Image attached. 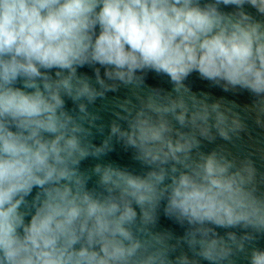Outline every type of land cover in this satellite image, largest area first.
Wrapping results in <instances>:
<instances>
[{
    "label": "clouds",
    "instance_id": "clouds-1",
    "mask_svg": "<svg viewBox=\"0 0 264 264\" xmlns=\"http://www.w3.org/2000/svg\"><path fill=\"white\" fill-rule=\"evenodd\" d=\"M246 6L264 17V0H0V264H232L264 233L253 163L190 156L197 135H238L240 115L184 87L196 72L247 91L264 127V22ZM86 65L94 83L78 74ZM145 70L169 77L176 97L153 90L138 108L120 105L127 127L114 122L92 143L88 105L117 84L141 87ZM113 138L151 170L97 164L99 191L89 189L81 162L113 151ZM162 201L167 218L187 225L182 238L154 230ZM210 225L250 231L225 238ZM182 244L192 258L173 255ZM249 264H264V250Z\"/></svg>",
    "mask_w": 264,
    "mask_h": 264
},
{
    "label": "water",
    "instance_id": "water-1",
    "mask_svg": "<svg viewBox=\"0 0 264 264\" xmlns=\"http://www.w3.org/2000/svg\"><path fill=\"white\" fill-rule=\"evenodd\" d=\"M225 11H232V9H224ZM247 12L256 17L258 20L264 22V17L258 16L254 9L247 7ZM98 67V66H96ZM104 69H101V76H103ZM78 74L87 75L95 82L94 68L84 66L78 69ZM143 85L139 88L133 86H126L117 84L115 91H109L103 98H98L95 103L88 105V112L97 116L95 121L96 127L92 128V135L89 137L92 143L100 145L110 133L111 125L115 122L120 124L121 127L126 128L127 123L124 120L118 119V115H124L120 105L127 102L128 107L138 108L141 99H146L147 95L153 90H159L164 95H171L176 97L175 85L170 81V78L164 74H157L151 70H145L142 74ZM111 83V82H109ZM184 87L188 89L187 95H194L199 99H206L208 103H219L222 109H231L240 115L244 124V129L238 135H233L230 140H224L216 134L213 129L215 139L209 141L205 138L199 137V146L194 148L190 153L192 161H198L201 154L207 155L212 152H219L226 155L230 160L236 162L237 166L243 161H251L257 171L256 186L258 192L264 194V127L257 125L256 112L254 111L255 97L247 91L243 90H230L224 91L221 86L213 84L211 81L202 79L198 73H191L184 81ZM65 109L72 114H78L77 106L69 98H65ZM174 128L180 126L172 121ZM87 126V125H86ZM99 131L98 129H101ZM181 131H190L188 128L180 129ZM113 151L103 156L99 160L89 157L81 162L80 169L91 178L88 181L89 189H96L98 177L92 174V169L97 164H113L121 168H125L136 175H144L151 169L137 161L134 158V150L125 148L121 142H117L113 138ZM172 163L165 167H171ZM181 171H185L181 165H175ZM178 174V173H177ZM170 181L166 180L165 183ZM164 202L158 209V222L154 228L155 231H166L173 234L175 238H182L187 229V225L181 226L174 220L167 218L164 215ZM139 214V209H136ZM214 227L215 231L226 238L228 232H234L238 237L245 234V231L240 227L236 228H220ZM251 241L245 242L243 251L234 252L231 257L232 264H249L251 252L254 249L264 250V233L255 234ZM175 243V240L173 241ZM181 252L187 254L190 258L193 257L192 251L187 245H181L177 252L173 255H179ZM199 259V258H197ZM199 264H209L208 261L199 259Z\"/></svg>",
    "mask_w": 264,
    "mask_h": 264
}]
</instances>
